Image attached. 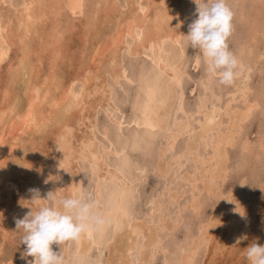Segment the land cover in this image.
I'll return each instance as SVG.
<instances>
[{
    "label": "bare ground",
    "instance_id": "6f19581e",
    "mask_svg": "<svg viewBox=\"0 0 264 264\" xmlns=\"http://www.w3.org/2000/svg\"><path fill=\"white\" fill-rule=\"evenodd\" d=\"M4 1L0 0V3ZM137 1L139 2V0H125L128 11L124 9L121 0H23L19 6H14V1L10 0L11 6L7 10L5 8L0 10V63L7 57L12 45H16L18 52L10 76L12 80L21 79L25 84L23 89L26 96V111L20 119L21 122L19 121V127L25 130L23 125L27 128L32 126L33 131L40 133L38 135L40 138L46 136L43 142L49 146L48 150H42L40 156L36 158L33 149L38 146L29 148L26 144L28 142L24 141L19 133L12 137L10 130L8 134L12 141H6L3 138L4 131L0 130V149H3L5 144V149H8L10 155L9 158L0 157V196L3 195L2 190L4 191L8 181H12L10 175L14 170H8L11 163L20 173L26 175L25 181L22 179L21 181L24 182V189L27 190L23 189L19 193L18 204L14 206L26 214L31 210L37 212L44 206H54L53 202L49 204L46 200L48 190L56 194L57 207L59 200L63 198L79 196L82 193V175L86 163L94 167V174L97 177L93 199L96 203L94 211L104 219L105 223L102 227L82 234L78 240L68 241L62 246L53 244V251L62 253L64 264L65 262L66 264H148L147 258L154 250L167 252V245H163L165 232L162 228L175 230L183 222L187 228L186 238L174 245L172 250V253L178 251L176 264H199L200 249L211 242L214 234L224 236L223 244H233V241L239 238V231L240 234L249 232L251 221L257 209L261 208L264 161L259 164L252 161L251 170L242 168L244 160L247 159L246 153L249 157L252 155L254 159L252 150H255V146L247 135L242 137L241 131L244 121H248L258 108H262L263 113L260 119V131L264 128V76L258 77L264 72V49L261 50L259 47L263 44L264 48V0H226L235 16L232 20L231 38L236 37L240 31L243 38L241 36L238 38L237 52L234 48L231 50L239 63L234 79L236 84L225 104H221V96L217 95L210 86L214 85L216 76L207 72V66L199 49L187 63L188 25L198 18L196 11L198 5L194 0H142L141 3ZM197 2L201 3L204 0ZM61 10L64 12V17ZM76 18L78 20L80 18V32L77 31L80 43L78 45L75 43L78 47L80 64L75 65H80L79 67L83 69L80 71L78 69L79 72L76 71L74 76L63 84L57 78L55 65L59 59L62 60L61 57L67 50L66 44L71 39L72 31L77 27ZM115 20L118 23L115 28L110 29L108 33L111 35L110 38L104 37L101 43L104 27ZM105 33L107 34L106 31ZM46 52L50 61L49 71L43 75L42 81H36L41 69L38 63ZM255 54H258L257 59ZM131 57L140 59L136 65L138 71L126 68L124 60ZM97 58L101 64L99 67L96 66L97 64L92 66L91 63ZM201 62L204 63L206 75L197 83L201 84L205 91L210 90L211 97L204 95L192 111H187L185 106H182L188 118L185 116V119L175 122V129L173 132L171 130L168 144L162 148L163 151L153 167L156 174L163 178L161 186L154 187L153 194L148 200L151 205L150 216L159 214L158 223L151 224L138 216L130 219V198L136 197V188L147 171L135 167L136 173L133 175L135 179H131L126 174L125 168L110 163L113 158L123 156L129 162V167L133 166L130 162L131 157L124 152L125 148L112 149L103 141L111 130L112 122L121 133L125 121L123 117H115L106 109L110 119L101 129L96 120V113L97 107L103 104L102 98L98 96L94 100L89 98L97 93L104 96L108 92L110 95L105 96L104 105L106 107L112 103L114 89L107 82L106 77H103L104 74L111 78L114 85L120 87L123 84H135L141 97L138 102L135 100L139 106H136L133 121L130 122H134L137 128L141 125L152 134L167 126L172 129L165 116L172 107L176 93L180 100L186 97L183 90L185 75L191 70L190 67L198 69ZM99 76L103 78L98 82ZM189 77L196 83L192 74ZM258 78L259 84L255 81ZM255 87H259L260 91L259 89L255 91ZM239 96L242 97V105L234 106L233 102H237ZM16 97L17 95L14 98ZM15 104L13 99L10 104L7 103L0 109V122H3L5 111L14 110ZM111 105L114 108L117 106L115 102ZM87 108H93V112L92 110L86 112ZM195 115L198 117L194 118L197 122L194 124L192 119ZM134 119L139 121L136 122ZM86 122L88 130L82 136H77L76 125ZM20 128L17 130L19 131ZM48 128L53 135L47 136L48 133L46 135L45 132H49ZM189 132L192 136L187 139L185 148L182 151H175L173 147L179 136ZM133 135L136 141L133 145L137 146L140 142L136 139L137 134L133 133ZM240 139L242 141H239ZM34 140L30 145L37 139ZM201 142L205 146L204 152L203 149L199 151ZM237 146L243 154V161L239 153L231 154V149L235 150ZM257 149L264 159V129ZM206 150L208 154L205 153ZM183 158H186V161L193 160L192 170L180 171L183 168ZM108 159L110 162L107 161ZM172 172L175 177L179 176L190 184V197L182 205L191 211L189 218L181 210H175L177 218L174 220L171 218L166 220L163 212L158 213L161 210L159 204L162 205L166 194L174 200L184 194L172 190L167 176ZM230 175H234L237 179L232 186L224 189L222 186ZM13 182L10 184L13 185ZM30 189H38L39 197L29 191ZM206 201L210 203L207 204ZM255 221L252 237L244 247L245 251L253 243L264 246V230L262 231L261 224ZM122 227L124 240H120L119 245H114L112 248L107 247L112 240V236L107 237V235H113L115 229ZM4 236L6 237L7 234L4 233ZM141 237L145 239L141 241ZM72 245L75 246L73 249ZM106 249L109 252L107 257H105ZM25 250L26 245H23L21 253ZM133 250L137 251L134 254L136 260L131 257ZM21 253L18 260L11 258L13 261L10 264H26V261L21 259ZM33 259L27 257L28 261ZM169 262L170 258L165 255L163 264ZM248 264H250L249 260Z\"/></svg>",
    "mask_w": 264,
    "mask_h": 264
},
{
    "label": "rangeland",
    "instance_id": "374dc122",
    "mask_svg": "<svg viewBox=\"0 0 264 264\" xmlns=\"http://www.w3.org/2000/svg\"><path fill=\"white\" fill-rule=\"evenodd\" d=\"M13 1H14L13 4H15L14 6H19V5H21L23 0H13ZM121 2L124 6L126 5L125 0H121ZM139 2L141 3L143 1L139 0ZM139 2L137 1V3H139ZM10 6H11L10 0H5L2 4L0 3V10H5V9L7 10L8 7H10ZM126 7L127 6H125L124 9L126 11H128ZM61 14L64 17V12L62 10H61ZM234 17L235 16H233V19H234ZM119 20H121V17ZM75 23L77 24V27L72 31L71 39L68 40V43L66 42L67 43L66 44L67 50L65 51L64 56L61 57L62 60L59 59L57 65H55V69L57 72V78L59 79V82H61L63 84L66 83L70 79V77L74 76L76 71L79 72L81 69H83V68L79 67L80 65L79 66L75 65V64H80V63H78L79 53H77V49H78L77 45L80 43V36H78V32H80V29H79L80 18H79V20H78V18H76ZM117 23H118L117 20H115L114 22H111L109 25L107 24L108 26L104 27V32H103V36L101 38V43L103 42V40L105 38H107V37L110 38L111 35H108V33H109L110 29L115 28ZM232 25H233V22H232ZM241 29H242V27H241ZM105 31L107 32V34L105 33ZM239 36H241V38H243V36L241 35V31L239 32V34H237L236 37H234V38H231V36L229 37L228 44H229L230 51L234 48V51L237 52L238 49H237L236 45H238V43H239L238 42ZM107 40H109V39H107ZM71 44H72V46H71ZM261 45L259 47H261V50H262L264 48H263V44H261ZM197 51H198V49H192L188 43V46L186 47V55H187V60H188L187 63H189L190 59H192V57L196 55ZM17 52H18L17 46L12 45V47L9 50L7 57L0 63V104H1L0 109L2 107L6 106L7 103L10 104L13 99H14V103H16L14 105V110L5 111L4 119L5 118L6 119H5V121L3 119V122H0V130L2 132L4 131L3 138L6 141H12V140H10L11 137L8 134L9 133L8 130H10L11 131L10 134L12 137L13 136L15 137L16 134L19 133L20 137L23 138L24 141L28 142L26 144L29 148L30 147L34 148L35 145L38 146L37 147L38 149L37 148L33 149L35 152V157L38 158L40 156V152H42V150L43 151L46 149L48 150L49 146L44 144V142L46 140L45 139L46 136H43L40 138L38 136V135H40V133L33 131L32 126H30V128L29 127L27 128L23 125L24 129L26 128L27 130L26 129L23 130L19 127V124L21 122L20 119H21L23 113H25V111H26V96L24 94L25 92L23 89L25 86L24 82L21 79H17V80L13 79L12 80V78L10 76V72H11V69L13 67L12 65H14V63H15L14 60H16ZM45 54L47 56L44 55L45 58L43 57V59L41 61H39V63L37 62L39 64V68H41L40 69L41 73L39 72V75H37L36 81L37 80L42 81L43 75L49 71V67H50V63H49L50 61L48 59L49 55H48V52H46ZM258 54H255V57L258 56ZM256 59H257V57H256ZM139 60L140 59H138V58L131 57V58H126V60H124V63H125V66L127 69H130L133 71L135 69L138 71V66L136 67V65L139 62ZM100 64L101 63H100V61H98V58H97V60H95V62L91 63L92 66L96 65L98 67ZM188 66H189V64H188ZM188 66H187V69H188ZM190 68H191V70L187 71V74L185 75V78L183 81V90H184L186 97H183V99L180 100V98L177 97V93H176V96L173 99L174 102L172 104V107L169 109V111L167 112V114L165 116V119H167L169 126L172 129H169L167 126V127H165V129L159 130L155 134H152V132L150 133V132L146 131V129H144L141 125H139V127L137 128L134 126V122H130V121H133L132 119L134 116L136 106L137 107L139 106V105H137V102H138V99H140V97H141V95H140L141 93H140V91H138V88L135 86V84H123L122 83L123 85H122V87H120L118 85H114L111 78L107 74H104L105 76L103 75V77H106L107 82H109L111 84L112 88L114 89L113 93H112L111 102L112 103L115 102L117 104V106L114 108L111 105L112 103H110L105 107V105H104V103H106L105 96L110 95V93H108V92L104 96L101 95L100 93H97L98 95L95 94V96L91 97L92 99L89 98L90 100H94L98 96V98L103 99V100L101 99V101H103V104H101L102 106L97 107V113H96L97 114L96 120L98 122V126H100L101 129H102V126L104 125V123H108V121L110 119L108 111H109V113L111 112L115 117L116 116L117 117H123L122 119L125 121V124L123 125V127L121 129L122 130L121 133L115 128L114 122H112L110 125L111 130H110L108 136L104 137L103 141L105 143H107V145H109L112 149H118L119 150V149L125 148L124 152L128 153V156L131 157L132 161H130V162H132L133 166L129 167V162L126 159H124L123 156L113 158L111 160V162L109 161V159L107 161L114 164V165H118V166L120 165V167L122 166V168H125L126 174L131 179H135V178H133V175L136 173L135 167H137L138 169H146V171H147V173L143 177L144 179L141 181L139 186H137V188H136V192H135L136 197L130 198V202H131L130 214H129L130 219H132V217L138 216L140 219H146L151 224L152 223H158L159 214H156L154 217L150 216L151 215L150 214L151 213V205H150L148 200H149V196L151 194H153L152 190L154 189V187L155 186H158V187L161 186V184L163 182V178L156 174V170L153 167L156 164V161L158 160V156L160 155L161 151H163L162 148L167 146V144H168V138L172 134L171 130L173 132V130L175 129V122L179 119H181V120L185 119V116L187 117V115L185 114V109L187 111H192L193 109H195L197 102H199L201 99H203V96L206 94L210 95V97H211V91L210 90L205 91L203 89V86L201 84L197 83V81H201V77L204 78L206 75L204 63L201 62L198 69H195L192 67H190ZM78 69H79V71H78ZM188 72L190 74H192V76L195 78L196 83L190 79V77H189L190 74H188ZM263 76H264V72L262 73V75L261 74L258 75V77H263ZM99 77L100 78L97 79L98 82L100 80H102L101 78H103L102 76H99ZM107 77H109V78H107ZM255 78H256V76H255ZM255 81L258 84L260 83L259 78L255 79ZM235 84H236V81H234L231 85H228V86L221 85L218 83V77H215L214 85H210V86L213 87V89L215 90L217 95L221 96V104H225V102L231 97ZM6 85L8 88L6 87ZM259 87H260V85H259ZM259 87L258 88L255 87V91H258ZM9 89L11 91H13L14 93L11 92ZM259 91H260V89H259ZM15 95H17L16 98H14ZM3 97H5V98L3 99ZM113 100H114V102H113ZM4 101H7V103ZM135 103H136V105H135ZM233 104H234V106H237V105L241 106L242 105V97L239 96L237 102H233ZM182 106L183 107L185 106V109ZM182 108L184 111L182 110ZM106 109H108V111ZM90 110H92V112H93V108L92 109L87 108L86 112H88V111L91 112ZM262 114H263L262 108H258L254 111V113H252V115L250 116L248 121H244V125L242 128L243 130L241 131L243 134L242 137L247 135V137H249L252 140V142H253L252 145L255 146V150H252L253 151L252 154L254 156V159L252 158V155H250V157H249L247 155V153L245 154V158H247V159L244 160L243 165H242V168L245 170H251L252 169V167H253L252 161L255 163H258V164H259V162L264 161L263 156H261L260 151L257 149L258 141H259L260 136L262 134V130L264 129V128H262V130L260 131V128H261V120L260 119L262 117ZM195 117L197 118L198 116L195 115L193 117L192 123H194V124L197 123L196 120L194 119ZM134 120H136V122L139 121L137 119H134ZM87 122L81 123L80 125H76L77 129H75V131H76L75 134L77 136H79V135L82 136L83 134L86 133V131L88 130L87 125H86ZM128 122H130V123H128ZM7 124H9V125H7ZM18 128H20L19 129L20 132L17 130ZM50 128H48L49 132H45L46 135L48 133L47 136L53 135ZM28 129L30 132L28 131ZM21 131L22 132L24 131L23 132L24 135ZM97 132H99V131H97ZM133 133L137 134L136 139H138L137 141L140 142V144L137 146L133 145V143L136 144V141H134L135 135H133ZM150 134H152V135H150ZM30 135H32L33 140H34V138H35V140L37 139L36 141L34 140L35 143H33V144L31 143L32 146L30 145V142H32L33 140L31 141L32 137ZM191 136H192L191 132L186 133L184 135H180L175 146L173 147V149L175 151H179V150L182 151L186 146L187 139L190 138ZM239 141H242V139H240ZM36 142L38 144H36ZM122 146H124V147H122ZM3 147H4L3 149H0V154H1L0 157L1 158H3V157L9 158L10 155L8 153V149L7 148H6L7 150L5 149V144ZM204 147L205 146L203 145V142H201L200 146H199V151L202 150ZM4 149L6 152L4 151ZM240 151H241L240 147L237 146L235 150L231 149V154L236 155L239 153L240 154L239 156L242 155V161H243V154H241ZM1 152L4 154L2 155ZM203 152H204V149H203ZM257 152H259V153H257ZM205 153L208 154V151L206 150ZM6 155H7V157H6ZM189 156L191 157L192 155H189ZM127 159H128V157H127ZM233 162L235 164V161H233ZM193 163L194 162L192 159L186 161V158H183V168L180 171L192 170V168L194 166ZM235 165H237V164H235ZM10 166L11 167L8 168V170H10V171L14 170L11 173L12 176L10 175V178L12 181H14L13 182L14 184L11 185L10 183L12 181L9 180L8 184L6 183L7 186L4 187V191L2 190L3 195L0 196V209H1V211H0V215H1L0 216V264H10L11 261L16 260L17 258H20V253H21L22 247L24 245L23 243H20L21 236L24 234L23 229H20V230L17 229L16 220L17 219H23L25 217L26 213L24 211H22L20 208L17 207L18 208L17 209L14 206H17V204H18L17 200L19 199V193L24 189V185H23L24 182H22L21 179L23 181H25L24 179H25L26 175H24L23 173H20V171L12 163ZM84 167H85V169H84V174L82 175L83 185H82V193L81 194L88 195L93 200L95 198L94 192H95V185H96L97 177L94 174V167L90 166L87 163L85 164ZM12 168H14V169H12ZM176 169H178V168H176ZM14 172H18L19 174L14 173ZM173 173L174 172L167 175L168 181L170 182V184L172 186V190L176 191L179 194H181V192H183L184 194H181V196L177 200L170 199L169 195L166 194L165 197L163 198L162 205L159 204V207L161 206L160 207L161 210L158 213L163 212L166 220H168V218H171V220H174L175 218H177L175 215L176 211L181 210L184 214H186L187 218H189V215L191 216V211L190 210L188 211V209H186L182 205H184V203L190 197V190H189L190 184L186 183V181L182 180L179 176L175 177V175ZM262 173L264 175V169H263ZM17 174L20 177H18ZM20 174L21 175L23 174V175L21 176ZM232 174H233V172H232ZM12 177H14V178H12ZM18 178H20V179H18ZM236 179L237 178H234V175H230V178L228 179L227 182H225L223 184L222 187H224V189H226L229 186H232V184H234L233 182L236 181ZM249 183H251V182H249ZM15 186H16V188H15ZM102 186L104 187V185H102ZM24 190H27V188ZM50 191L51 190H48L46 192V197H47V193ZM5 192H6V194H5ZM16 195H18V197ZM260 195H261L260 196L261 197V200H260V207L261 208L257 209V211L255 213V217L251 221L252 225L249 227V229H250L249 232L248 233H246V232L242 233L241 232V234H240V231H239V238L236 239V241H233L234 242L233 244L227 243L226 245L222 243L223 242L222 240H224V236L222 234H220L219 236L214 234V237L212 238L211 242L203 245V248L200 249V255L198 256L200 259L199 264H241V262H242V264H248V258L246 257V251L244 250V247L247 246L248 241H250V239L252 237L251 233H252V229L254 228L255 219H256L255 222H258L259 224H261V226H262L261 230L262 231L264 230V219H263L264 218V190H263V192H261ZM9 197L10 198L12 197V198L10 199ZM7 198H9V199H7ZM104 199L106 201V198H104ZM48 202L50 204L52 201H48ZM206 203L209 204L210 202L206 201ZM8 204H10V205H8ZM262 204H263V206H262ZM205 211L208 212L207 210H205ZM8 212H10V213H8ZM3 214H4V216H3ZM6 214H7V216H6ZM261 216H262V218H261ZM16 217H17V219H16ZM3 218H5V219H3ZM6 222H8V224ZM184 223L185 222H183L175 230H167L166 227L162 228L163 231L165 232V238H164L163 245H167V252H158L157 249L155 252V250L153 249L154 252H152L147 258L148 264H163V259H164L165 255H168V257L170 258V262L168 264H176L175 259H176V256L178 255V251L176 250L175 252L172 253V250H173L174 245L180 243L181 240L186 238L187 228H186ZM6 229L9 231H6ZM109 230H112V229H109ZM123 230H124L123 227L121 229H115L113 235L112 234L107 235V237L112 236V240L108 239V241L110 240L109 245L111 247L109 245H107V247L112 248V247H114V245H119V243L122 240H124L125 234H124ZM10 231H12L13 233H11ZM4 233L7 234L6 237L4 236ZM8 234L10 235V237H12V238L14 237V238L11 239ZM245 237L246 238L250 237V238L245 239ZM143 238L142 237L140 238L141 241ZM118 239H119V241H118ZM237 240H239V243H237ZM139 242H140V240H139ZM239 245L241 246V248ZM74 247L75 246L72 245V249ZM237 249H238V251H237ZM136 252H137L136 250H133V252L131 254V257H133L135 260L137 258V257H135L136 255H134ZM242 252L244 254H242ZM8 253H10L12 255H10ZM105 254H106L105 257H107L109 255L108 249L105 250ZM112 254H113V252H112ZM217 254H218V256H217ZM7 257H9V258H7ZM235 259H236V261H234ZM65 264H66V262H65Z\"/></svg>",
    "mask_w": 264,
    "mask_h": 264
},
{
    "label": "clouds",
    "instance_id": "9594fccd",
    "mask_svg": "<svg viewBox=\"0 0 264 264\" xmlns=\"http://www.w3.org/2000/svg\"><path fill=\"white\" fill-rule=\"evenodd\" d=\"M194 2L198 5V18L188 25L187 42L192 49L201 51L207 72L218 77L219 84L231 85L239 63L228 44L234 13L226 0ZM29 191L36 197L40 195L38 189ZM46 200L54 206L41 207L37 212L31 210L23 219L16 220L17 229H23L24 233L20 243L26 245V250L21 253V259L26 264H64L62 253L53 251L52 245L78 240L82 234L105 223L94 211L96 203L88 195L63 198L57 207L56 194L50 191ZM27 257L34 259L28 261ZM246 257L250 264H264V246L253 243L247 247Z\"/></svg>",
    "mask_w": 264,
    "mask_h": 264
}]
</instances>
